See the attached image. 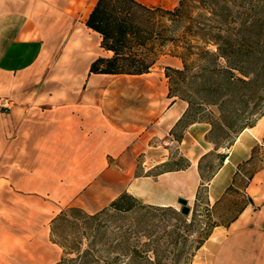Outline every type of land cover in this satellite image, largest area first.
Masks as SVG:
<instances>
[{"label":"crops","instance_id":"obj_1","mask_svg":"<svg viewBox=\"0 0 264 264\" xmlns=\"http://www.w3.org/2000/svg\"><path fill=\"white\" fill-rule=\"evenodd\" d=\"M96 2L0 0V264H14L16 245L26 264L35 263L40 252L32 240L47 241L51 219L67 207L94 214L123 192L158 207L195 200L200 178L192 160L213 150L205 140L210 126L184 131L179 149L189 167L159 171L187 103L167 97L163 73L88 75L96 57L111 55L85 26ZM258 145L264 147V117L226 150L207 185L210 203L226 194L236 166ZM235 189L253 206L212 230L200 248L207 252L203 264H264V169ZM48 261L59 260L41 263Z\"/></svg>","mask_w":264,"mask_h":264},{"label":"trees","instance_id":"obj_2","mask_svg":"<svg viewBox=\"0 0 264 264\" xmlns=\"http://www.w3.org/2000/svg\"><path fill=\"white\" fill-rule=\"evenodd\" d=\"M85 26L100 36V48L111 53L96 57L88 75L141 76L150 73L163 55L181 62V68H164L167 97L187 103L170 135L181 124L185 130L204 122L210 126L205 140L213 150H228L237 136L264 117V0H179L172 9L137 0H97ZM211 108L216 113L208 110ZM226 157L220 154V167ZM168 164L160 165L159 171L189 167L186 160L183 168L161 170ZM198 173L203 180L199 166ZM252 177H246L243 188ZM248 205L253 202L247 196L224 226L235 221ZM137 207V199L123 192L92 215L77 207L60 211L50 221V241L62 250L55 264H94L98 230L92 222L109 210L128 214ZM64 226L70 227V233H63ZM131 252L137 253L134 248Z\"/></svg>","mask_w":264,"mask_h":264},{"label":"rangeland","instance_id":"obj_3","mask_svg":"<svg viewBox=\"0 0 264 264\" xmlns=\"http://www.w3.org/2000/svg\"><path fill=\"white\" fill-rule=\"evenodd\" d=\"M142 1L144 4L149 5H153L152 3H162L165 5L162 7L166 8V6H171L172 3H175L176 6L179 0H171L170 2L166 0ZM174 59L176 58L168 55L160 56L150 72L154 74L163 73L164 75L165 67L175 68L170 65V62H173ZM178 68H181V62ZM2 104H5V101H2ZM208 110L216 113L215 108ZM184 127V124H181L170 135V145L167 144L170 148L169 164L162 167L161 170L185 167L186 159L182 156L183 152L179 149L180 142H178L180 138H184V131H186ZM197 154L195 152V157L192 161L194 167H197V171L199 166L203 180H201L199 175V185L201 184V187L197 195V201L194 200L193 203L189 204V215L183 216L180 213L181 207L178 203L175 207H158L145 204L138 199V207L128 214H118L111 210L105 212L96 221L92 222V225L98 230L96 239L97 260L94 264L204 263L207 252L204 248L201 250L200 248L208 238L203 242L201 240L208 233L211 234L214 229L211 227L213 224L225 225L246 203L247 196L245 192H238L235 188H243L247 183L246 177H250L255 172L264 169V147L261 145L254 147L250 161L239 164V167L236 166V170H239L240 173L234 177L232 182L233 187L226 192L220 201L213 204L208 201L207 185L209 182H206V180L210 176L214 177V174L220 169V154L227 155L228 153L223 148L217 151L211 150L198 159ZM143 161V156H139L136 159V175L140 174ZM224 162L225 160L221 162V167L224 165ZM64 227L63 233H70V227ZM32 241L34 242L33 245L37 246L38 252H40L39 256H37L38 260L33 264H42L41 262L44 258L52 260L53 257H56L57 261L60 259L62 250L57 245L58 248L51 245L50 223L48 240L40 239ZM44 242L47 244L43 245ZM200 244L201 246L199 247ZM132 248L137 253H132ZM14 253L9 255V261L14 258V264L27 263L26 254L21 253L17 245ZM47 264L51 263L48 261Z\"/></svg>","mask_w":264,"mask_h":264},{"label":"water","instance_id":"obj_4","mask_svg":"<svg viewBox=\"0 0 264 264\" xmlns=\"http://www.w3.org/2000/svg\"><path fill=\"white\" fill-rule=\"evenodd\" d=\"M177 203L180 205V213L183 215V216H188L189 213H190V207H189V204H188V201L184 198H178L177 199Z\"/></svg>","mask_w":264,"mask_h":264},{"label":"bare ground","instance_id":"obj_5","mask_svg":"<svg viewBox=\"0 0 264 264\" xmlns=\"http://www.w3.org/2000/svg\"><path fill=\"white\" fill-rule=\"evenodd\" d=\"M247 130V129H246Z\"/></svg>","mask_w":264,"mask_h":264}]
</instances>
